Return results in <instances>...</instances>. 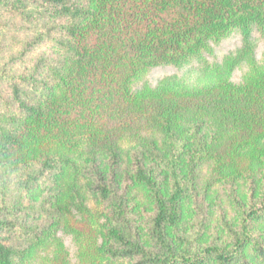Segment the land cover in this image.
<instances>
[{
    "label": "trees",
    "instance_id": "1",
    "mask_svg": "<svg viewBox=\"0 0 264 264\" xmlns=\"http://www.w3.org/2000/svg\"><path fill=\"white\" fill-rule=\"evenodd\" d=\"M11 31L27 39L0 65V264L54 247L66 202L85 210L86 190L112 214L84 249L93 264H264V0H0V33ZM234 34L242 52L204 87L134 89L159 66L212 71L205 55ZM44 49L53 56L29 68ZM222 183L232 217L213 234L195 203Z\"/></svg>",
    "mask_w": 264,
    "mask_h": 264
},
{
    "label": "rangeland",
    "instance_id": "2",
    "mask_svg": "<svg viewBox=\"0 0 264 264\" xmlns=\"http://www.w3.org/2000/svg\"><path fill=\"white\" fill-rule=\"evenodd\" d=\"M26 39L27 36L16 31L0 33V65L6 62L8 58H15L20 55L23 49V43ZM254 40L256 43L254 57L258 64H263L264 38L259 34L254 33ZM241 52L242 38L241 36L234 34L218 44H213L212 53L205 55L207 62H209L212 67V71L200 70L199 67H196V64L183 68L170 65L159 66L147 72V74L135 84L134 89L138 90L146 86L155 88L162 80L167 78L180 81L181 84L183 83L190 88L204 87L209 84L208 82L211 81V79L215 78L216 72L219 70L222 71L223 67H225V63L237 58ZM42 54L51 55V52L47 49L37 51L34 57L30 59L27 66L31 68L35 60ZM214 69L219 70L213 72ZM248 71V65L245 63L241 64L233 72L231 81L235 84H241ZM0 93L4 96L8 95V91L5 88H0ZM226 190H228V187L223 188V183L219 184L215 187V195L217 198L215 197L216 200L214 202H205L199 198L195 203L198 224L208 217L210 219L208 221L212 224L211 232L213 234H219V231L222 229L220 226L221 223L218 224V222H220V216L224 215L232 217V212L226 198ZM35 191L36 193H39L37 189ZM85 193H87L86 201H84L86 209H79L74 203L66 202L69 203L70 211L66 219L57 226L54 247H50L46 252L39 253L37 261L33 264H93L92 258H89L88 260L87 256H84V249L89 248L90 246L96 247L101 244V233L110 225L112 214L108 204L94 196L92 192L90 193L88 190H86ZM46 196L47 194H44L39 197V200L37 198L36 201L34 197L27 196L26 206L35 202L40 203L46 198ZM140 202H142L141 199ZM209 204L211 206H209ZM141 208L136 210L140 212L142 211ZM209 210L210 213H208ZM187 214L186 221L190 223L193 221L192 219L195 218L196 214L191 205L187 207ZM19 221L26 224V226H42L50 222L48 219L36 218L28 214H22ZM4 242L6 244L20 243L15 239L6 237H4Z\"/></svg>",
    "mask_w": 264,
    "mask_h": 264
}]
</instances>
